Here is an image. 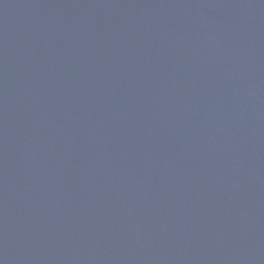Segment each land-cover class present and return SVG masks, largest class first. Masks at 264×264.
<instances>
[{
	"label": "water",
	"instance_id": "1",
	"mask_svg": "<svg viewBox=\"0 0 264 264\" xmlns=\"http://www.w3.org/2000/svg\"><path fill=\"white\" fill-rule=\"evenodd\" d=\"M0 264H264V0H0Z\"/></svg>",
	"mask_w": 264,
	"mask_h": 264
}]
</instances>
